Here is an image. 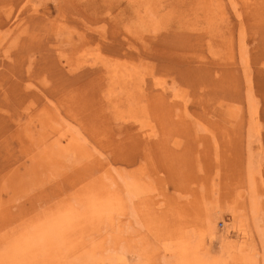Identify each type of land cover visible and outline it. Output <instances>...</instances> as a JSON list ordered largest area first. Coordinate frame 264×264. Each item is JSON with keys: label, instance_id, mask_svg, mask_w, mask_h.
<instances>
[{"label": "rangeland", "instance_id": "obj_1", "mask_svg": "<svg viewBox=\"0 0 264 264\" xmlns=\"http://www.w3.org/2000/svg\"><path fill=\"white\" fill-rule=\"evenodd\" d=\"M0 264H264V0H0Z\"/></svg>", "mask_w": 264, "mask_h": 264}, {"label": "bare ground", "instance_id": "obj_2", "mask_svg": "<svg viewBox=\"0 0 264 264\" xmlns=\"http://www.w3.org/2000/svg\"><path fill=\"white\" fill-rule=\"evenodd\" d=\"M244 53V52H243ZM243 53H241V54H243ZM246 61V60H245ZM115 72V71H114ZM115 74V73H114ZM250 93L249 94H247V96H248V99H249V106H250V109H253V101L251 100L252 99V92L251 91H249ZM250 97H251V99H250ZM256 105V104H255ZM254 112V111H253ZM253 115V114H252ZM253 120V119H252ZM252 178H253V176H252ZM253 181V180H252ZM253 185V184H252ZM251 185V186H252ZM254 188V187H253ZM253 193H255L254 191H253ZM258 208V206H257V202H256V200H255V197L251 194L250 195V210H251V212H252V214H253V216H256V214H257V209ZM207 226L210 228V222H208L207 223Z\"/></svg>", "mask_w": 264, "mask_h": 264}]
</instances>
